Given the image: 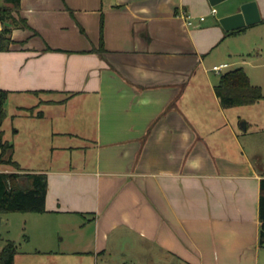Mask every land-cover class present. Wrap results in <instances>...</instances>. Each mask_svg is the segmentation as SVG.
<instances>
[{
	"label": "crops",
	"instance_id": "crops-1",
	"mask_svg": "<svg viewBox=\"0 0 264 264\" xmlns=\"http://www.w3.org/2000/svg\"><path fill=\"white\" fill-rule=\"evenodd\" d=\"M243 1L21 0L14 13L29 27L12 26L10 48L0 49L9 90L0 139L21 169L1 162L0 171L46 173L40 213L94 224L98 254L121 247L130 264L160 253L169 264H260L264 168L240 151L212 74L246 61L234 42L251 40L250 27L264 34V0L260 21L232 33L221 23Z\"/></svg>",
	"mask_w": 264,
	"mask_h": 264
},
{
	"label": "rangeland",
	"instance_id": "rangeland-1",
	"mask_svg": "<svg viewBox=\"0 0 264 264\" xmlns=\"http://www.w3.org/2000/svg\"><path fill=\"white\" fill-rule=\"evenodd\" d=\"M5 3L4 0H0V7ZM248 31L251 40L248 41L246 35L237 38L234 42L238 51L246 52L242 55L246 61H238L223 67L222 73L234 66H243L252 83L260 85L264 94L263 26L250 27ZM251 42L261 48L247 53L246 48ZM239 56L237 59L241 60L242 57ZM214 71H212L214 76H220ZM10 106L11 104L7 106L9 112ZM227 111L240 135V151L249 153L255 164L264 168V96L252 104L231 106ZM8 135L9 133H6V138ZM39 138L38 132L32 128L30 141L34 143ZM34 154L36 153L31 152V156ZM43 163L44 160L39 162V164ZM32 164L37 163H33L32 160L27 163L28 166ZM84 220L82 216L70 213L55 215L34 211L2 212L0 213V250L7 239L15 240L18 249L15 264H125V261L129 260V257H125V253L130 251L121 247L115 248L112 254L106 251L98 254L94 243V224H87L82 228L81 223ZM262 253L260 264H264V252ZM160 254L157 257L158 261L151 264H169L160 259L164 257Z\"/></svg>",
	"mask_w": 264,
	"mask_h": 264
},
{
	"label": "trees",
	"instance_id": "trees-1",
	"mask_svg": "<svg viewBox=\"0 0 264 264\" xmlns=\"http://www.w3.org/2000/svg\"><path fill=\"white\" fill-rule=\"evenodd\" d=\"M5 2L0 7V21L4 24L0 29V49L10 48V44L13 41L10 35L12 26L29 27L25 17L17 16L14 13V10L19 11L21 0H5ZM243 28L230 30L228 33L237 32ZM100 42L99 50H103L102 35ZM215 88L224 107L252 104L264 96L262 87L252 83L249 74L243 66L224 71L220 75ZM8 95V89L0 88V124L3 123L6 116L5 105ZM0 146L2 148L0 163L11 164L14 168L21 169L20 163L7 153L8 147L13 146V144L7 140L0 139ZM47 188L48 177L44 172L0 171V213L10 211H46ZM259 217V242L264 246V177L261 179ZM17 251L16 241L7 239L0 250V264H15Z\"/></svg>",
	"mask_w": 264,
	"mask_h": 264
},
{
	"label": "water",
	"instance_id": "water-1",
	"mask_svg": "<svg viewBox=\"0 0 264 264\" xmlns=\"http://www.w3.org/2000/svg\"><path fill=\"white\" fill-rule=\"evenodd\" d=\"M228 0H209L211 5H217ZM261 20L260 10L256 0H246L233 13L220 17V21L227 30H234Z\"/></svg>",
	"mask_w": 264,
	"mask_h": 264
},
{
	"label": "built area",
	"instance_id": "built-area-1",
	"mask_svg": "<svg viewBox=\"0 0 264 264\" xmlns=\"http://www.w3.org/2000/svg\"><path fill=\"white\" fill-rule=\"evenodd\" d=\"M212 11L213 12H216L217 11V8L216 7H213L212 8ZM182 15L185 16V18L187 19V22L189 24H193L194 23L193 18H192V15L187 10H183ZM200 18L203 19L204 18V15H201ZM228 65H229L228 62H224V63H220V64H215V65H213L212 69H214L215 71L220 72L223 69V67H226Z\"/></svg>",
	"mask_w": 264,
	"mask_h": 264
}]
</instances>
